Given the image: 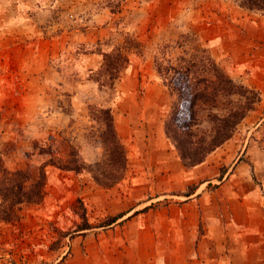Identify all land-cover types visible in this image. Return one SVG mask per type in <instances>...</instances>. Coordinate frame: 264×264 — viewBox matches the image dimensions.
Segmentation results:
<instances>
[{
	"label": "rangeland",
	"instance_id": "1",
	"mask_svg": "<svg viewBox=\"0 0 264 264\" xmlns=\"http://www.w3.org/2000/svg\"><path fill=\"white\" fill-rule=\"evenodd\" d=\"M226 1L264 18V9L238 0H37L50 17L41 43L29 45L38 38L26 35L21 16L34 19L38 8L15 13L16 1L0 0V176L29 170L38 178L42 166L46 174L41 202L21 204L16 219L0 218V264H175L168 246L159 243L155 221L161 206L187 200L200 184L185 182L190 172L165 133L176 95L158 74L154 57L163 45L189 34L231 75L232 64L217 42ZM52 36L64 45L56 57H47ZM117 46L129 62L113 88H101L94 79L101 53ZM36 48L40 54L33 53ZM182 49L173 48L169 56ZM232 74L243 82L244 74ZM89 104L112 107L126 148L125 176L113 185L98 183L87 169L56 165L74 159V148L86 164L103 159ZM255 110L232 137L238 151L253 137L256 147H264L263 99ZM84 210L90 229H79ZM114 216L118 220L106 225Z\"/></svg>",
	"mask_w": 264,
	"mask_h": 264
},
{
	"label": "crops",
	"instance_id": "2",
	"mask_svg": "<svg viewBox=\"0 0 264 264\" xmlns=\"http://www.w3.org/2000/svg\"><path fill=\"white\" fill-rule=\"evenodd\" d=\"M14 1L15 13L21 9L24 12L29 6L38 8L36 18L21 16V20L26 18L22 27L26 35L38 38L35 43H27H41L49 14L43 15L37 0ZM254 16L226 1L217 26V42H221L224 55L232 64L231 76L244 74L243 82L260 90L264 100V18ZM50 38L53 46L46 56L56 57L64 42L60 44L55 36ZM33 53L41 51L36 48ZM257 133L261 130L257 129ZM257 144L253 137L238 151V144L231 138L202 163L187 167L190 173L185 182L200 186L187 200L161 206L155 221L160 231L159 243L168 246L167 255L175 264H264V147L259 149Z\"/></svg>",
	"mask_w": 264,
	"mask_h": 264
},
{
	"label": "trees",
	"instance_id": "3",
	"mask_svg": "<svg viewBox=\"0 0 264 264\" xmlns=\"http://www.w3.org/2000/svg\"><path fill=\"white\" fill-rule=\"evenodd\" d=\"M238 1L244 7L264 9L262 3ZM181 37L174 45L165 44L160 48L161 56L155 55L154 65L161 78H164V84L176 95L165 119V133L174 143L183 164L193 167L205 161L211 152L234 136L239 124L255 109L262 96L258 89L235 80L194 36L185 34ZM175 47L183 48L182 52L177 56H169ZM101 54L103 62L94 79L101 88H113L129 62L127 52L117 46ZM88 108L92 119L100 127L98 131L103 159L86 164L77 157L78 152L74 148L70 152L74 159L53 163L77 172L87 169L95 181L105 186L116 184L125 176L127 152L115 125L113 109L104 104H89ZM39 151L43 153L46 150L39 148ZM39 168L38 178L29 170L2 173L1 219L19 217L23 203L41 202L45 194L46 174L43 166ZM82 218L85 222L79 225V229L92 228L86 210ZM118 218L111 217L106 225Z\"/></svg>",
	"mask_w": 264,
	"mask_h": 264
}]
</instances>
